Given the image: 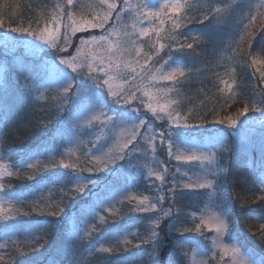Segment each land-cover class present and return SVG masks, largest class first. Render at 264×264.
<instances>
[{"label":"rangeland","instance_id":"1","mask_svg":"<svg viewBox=\"0 0 264 264\" xmlns=\"http://www.w3.org/2000/svg\"><path fill=\"white\" fill-rule=\"evenodd\" d=\"M112 2L113 0H109V3ZM114 2L117 4L116 12H119L124 0H114ZM129 2L132 8L125 11L120 20L116 19V12H114L109 25H106L109 29L115 28L118 34L109 38L113 41H123L128 39L124 35L125 32L132 33L131 41L142 46L143 53H150L152 59L144 65L143 71L138 65L133 64L137 68L136 73L125 69L123 64L119 69L112 70L110 74L113 79L110 85L118 95L113 97L109 87L105 85L100 96V101L104 104L102 109L97 107L88 112H82L78 109L75 98L67 102L53 99L57 96V92L48 82L54 80L55 75L58 77L66 75L61 70L56 72L54 70V62H58L60 55L58 48H53L30 36L22 37L20 33L0 34V143L1 132L6 129L14 136L32 131L33 139L40 140L31 149L26 150L28 155L25 162L35 165L34 169L28 167H24L23 170L17 169L12 163V157L8 158L0 152V164L6 165L7 171L20 173L12 176L5 175L0 178V183L5 185L6 192L11 190L16 193H25L23 198L26 199L23 203V200L4 197L2 205L4 213L15 216L17 230L15 233L9 232L5 235V230L0 228V244L6 246L0 249V252L6 254L5 261L0 264H132L125 259L124 251L102 253L97 249L101 246L112 247L117 239L121 242L130 241L139 234L141 225L135 221L139 216L149 215L147 217L149 220L144 223L148 231H150L152 220L159 218L160 223L161 217L153 213L162 205V200L157 202V197L162 196L161 186L158 188L157 184L153 183L158 179L157 175L149 177V174H162L166 177L167 158L172 160L174 165L172 176L174 174L179 184L198 180L212 182L211 187L196 189L204 194V197L200 201L193 199V209L189 212L194 220L192 222L194 229L199 225L202 230L201 238L204 240V248H208V251L201 250L194 238L182 247L179 243L178 250L183 254L185 264H233L234 248H238L244 257L253 261V264H261L230 233L224 210V199L220 195L222 186L220 180L224 179L225 175H220L219 158L222 154L228 162V169L232 172L238 171L245 178L243 181L249 188L254 191L259 190V177L264 174V117L255 111L251 115L246 113L239 117L234 128L218 122L219 119L228 116L236 118L240 111L238 109L235 113H227L223 118L212 119L217 129L194 134H189L186 130H177L173 152H178L182 156L215 153L212 162L177 161L169 156L166 141L164 145L159 146L161 143L159 138H155L151 143L148 139L161 131L160 123L167 125V129L170 125L173 130L177 125L171 123L167 112H161L157 108V112L153 113L147 105L152 103L156 107L157 104L174 101L175 103L170 104L168 110L178 111L181 116H184L191 109L193 104L191 99L200 94L198 90L219 93L220 104L228 106L236 100L255 99L256 89L264 90V81H261L260 74L254 75L252 71L253 58L257 63L264 61V0H180L185 7L179 13H173L170 8H164L161 9V15L155 19L138 17L135 12L136 6L147 3L152 8H159L161 5L175 3L176 0H129ZM63 3L64 0H44L46 11L43 13V18H50L54 5H63ZM80 3L85 15L104 10L100 7L99 0H80ZM197 6L199 19L209 9L219 8L221 11L210 12L209 20L198 24L196 28L195 24L191 23L192 20H189L188 9ZM73 11H76L79 16L81 10L73 9ZM141 11L147 10L141 9ZM251 16H255L256 20L249 25ZM173 21L180 26L174 27ZM68 23L65 17L64 24ZM141 28H156L163 37L160 43L165 47L159 51V45L153 47L157 38L154 32H149L148 36H137ZM255 28L259 29L261 34L258 33L256 36ZM178 30H182V33L185 32V35H189L190 38H197L196 43L193 44L194 52L187 49L183 52L176 50L175 45L184 42L176 35L175 31ZM249 32L252 33L251 37L248 36ZM61 34L62 45L65 34L63 27ZM89 34L103 35L105 33L100 29H88L71 35L69 38L72 41V47L67 48L66 54L75 55L79 40L89 39ZM189 42H192L191 39ZM170 47L171 59L169 60ZM94 50L98 55H106L101 48H94ZM122 59L134 61L137 57L134 54L131 56L125 54ZM140 63L144 64L142 56ZM61 67L66 68L64 65ZM175 67L183 68L184 75L178 76L175 81L161 78V73L166 74ZM133 75L136 76L135 83L132 80ZM98 76L107 78L103 73H99ZM191 81L199 88L190 84ZM224 81L231 86L230 90ZM77 83H83L84 88H89L93 80L90 76H84L82 81L77 78ZM129 92H134L136 96L131 105L123 102L116 103L117 99L122 101ZM74 93L75 86L73 96ZM81 95L86 93L82 91ZM47 101L51 104H47ZM87 103H95V96H89ZM37 104L41 105L42 111L32 118L31 116L40 111ZM130 107L140 110L135 113V116L146 122L143 127L134 128L133 126L137 125L139 120L122 115ZM115 109L122 111L115 112ZM213 111L216 112V109ZM108 115L120 118L123 122L114 128L111 122L106 121ZM157 115L160 118H157ZM94 116L99 119H92ZM26 117L30 119L27 121ZM88 120H92V123H87ZM134 131L138 132L137 138L129 144L128 148L133 149L135 146L139 149L130 153L131 165L136 167L135 170L129 167L125 171L120 167L125 164V161L117 160L115 163L110 161L122 142ZM33 139L29 137L24 142L27 144L30 142L28 145H31ZM93 157L98 159L94 161ZM60 161L97 169H104V162H109L108 168L115 171L104 169L88 172L89 175L84 176H91L96 183L88 185L83 192H79L76 189L84 182L77 179V173L71 168L62 167ZM50 163H56L57 167L44 170L43 166ZM26 175L27 178L29 176L33 178H28L27 182L24 180L20 182L19 179H22L20 177ZM70 176H73V179H70ZM133 177L136 178L134 182ZM45 180L47 183H44ZM24 182L26 186L23 189L20 191L14 189L18 185L23 186ZM28 182H37L38 185L34 187L28 185ZM9 183L12 185H10L11 189L8 187ZM144 184L148 187H144ZM59 188L63 192L60 199L63 203L67 201L68 204L70 201L68 198L71 197L77 198L78 201L69 203L70 212L67 219L53 217L51 221L47 219L40 222L39 219L25 218L20 216L21 214H16L17 210L28 211L33 207V202H37L39 206L45 204L49 207L50 205L51 209L52 204H47L46 200ZM143 196L149 197L150 203L156 204L154 211L144 212L146 216L131 210L137 203L131 198ZM24 204L27 208H22ZM124 205H128L131 213H134L132 217L134 221L127 226L119 227L114 223ZM163 210L159 209L157 213L163 215L165 211ZM216 215L221 216L227 223V229L222 233H217L215 230ZM43 217L45 216H42V219ZM101 217H104L103 221ZM4 223L6 221L0 220V225ZM29 224H33L35 229L27 231L26 226ZM42 225L49 226L44 229L47 232L46 237L40 229ZM60 225L63 227L61 228ZM93 226L96 228L95 231ZM90 231L91 237L79 238ZM49 236H51V243L47 244L45 239ZM37 237L40 239H36ZM33 240H35V244H32L34 250H29L28 245ZM12 241H15V246H10ZM36 244H45V246L37 248ZM137 264L145 263L137 262Z\"/></svg>","mask_w":264,"mask_h":264},{"label":"snow or ice","instance_id":"2","mask_svg":"<svg viewBox=\"0 0 264 264\" xmlns=\"http://www.w3.org/2000/svg\"><path fill=\"white\" fill-rule=\"evenodd\" d=\"M99 5L102 9H104L102 12H95V13H88V15H85L82 10V5L80 3V0H64L63 5L56 4L53 7L52 15L50 18H40L35 21V27H33V21L29 20L27 27L21 26V27H10V31L20 33L21 36H30L34 38L35 40L43 41L45 44L50 45L53 48H58L60 55L58 62H54V70L55 72L57 70H61L66 75L63 76H56L54 80H50L48 83L51 87H53L56 92L57 96L53 97V99H59L62 101H70L75 98L77 107L82 112H88L90 110H93L94 108H103L104 104L100 101V96H102V90L105 85L109 87V91H111V94L113 97H116L118 94L116 91H113L111 89L110 81L113 79L112 75L110 74L112 70L119 69L121 67V64H123V67L125 69H130L131 73H136L137 68L133 66V64L138 65L141 69V71L144 70V65L148 63L149 60L152 59V56L150 53H143L142 46L136 45L133 41H131L132 33L125 32V36L128 37L127 40L123 41H113L109 38V36L112 35H118L115 31V28L109 29L106 27V25H109L110 21L112 20L113 13L116 12L117 4L114 2L109 3V0H99ZM185 5L180 2V0H176L175 3H171L170 5H161L159 8H152L147 3H144L142 5H137L135 8L136 15L143 16L145 19H155L156 17L161 15V9L164 8H170L173 13H179ZM132 5L130 4L129 0H124L123 6L120 8L119 12H116V19L120 20L122 18V14L131 9ZM73 9H80V14L77 16V12L73 11ZM141 9H146L147 11H141ZM221 9H209L208 12H205L202 14L201 18L199 19V23L203 24L204 21L209 20V13L210 12H216L219 13ZM65 17H67L69 23L64 24ZM41 19L43 22H41ZM256 20L255 16H251L249 19V25H251ZM21 24H23V21H20ZM163 23V21H161ZM4 26V21L0 19V28ZM174 27H179L180 25L176 23V21H173ZM64 28V36H63V43L61 45V28ZM135 27V25H133ZM88 29H100L105 34L103 35H92L89 34V39H83L81 38L79 40V45L75 48V55L72 54H66L67 48L72 47V41L69 38L71 35L77 33V32H84ZM149 32H154L156 34V42L153 47L156 45H159V50H162L165 45L160 43V40L163 38L160 36L159 31L156 28H141L139 33H137V36H148ZM252 33L249 32L248 36L251 37ZM188 39H191L192 42H187ZM243 39V37H242ZM197 38L191 37L185 38L184 42H179L176 44V50L183 52L186 49L195 51L193 48V44L196 43ZM132 46H128V45ZM94 46V47H93ZM250 47V43H249ZM94 48H101L105 51L106 55H98ZM127 55H135L137 59L134 61H124L122 57ZM143 58L144 64L140 63V58ZM169 60L171 59V47L169 50L168 55ZM253 63H256L255 58H253ZM259 63L264 64V61H259ZM61 65L66 66V68L61 67ZM68 69H71V71H68ZM95 69V71H94ZM76 75H73V74ZM99 73H103L104 77H107L106 79L101 78L98 76ZM184 75V69L180 67L172 68L170 71H168L166 74L161 73V78L167 81H175L178 76ZM84 76H90L93 80L92 86L89 88H84L83 83H77V78H79L81 81L83 80ZM260 79L261 81H264V72L260 73ZM133 83H135L136 76L133 75L132 77ZM226 87L230 90V85L227 84L226 81H224ZM75 86V93L73 96V87ZM27 87V84H26ZM38 90V89H37ZM86 93V95H81V92ZM43 95V93L41 94ZM145 95H148V93H145ZM89 96H95V103H87ZM136 99L134 92H129L121 101L120 99L116 100V103L119 104L123 102L126 105H131L132 101ZM175 102H166L164 104H157L156 107L153 106L152 103H148L147 107L153 112H157V108L160 109L161 112H167V117L171 121L172 124L180 125L181 123L184 124L185 127H189L188 125V116H181L178 111H170L168 110L170 107V104H174ZM259 105L253 104V109L255 112L260 113L261 117H264V90H261V95L259 98ZM140 110L138 108H129L125 113H123V116H127L129 119L135 118L139 120V123L137 125H134L133 127L138 129L140 127H143L145 125V121L140 119L138 116H135V113H138ZM250 111L249 107L247 106V102H245V106L239 111L236 118H233L232 116L225 117L223 119H219L218 122L220 124H226L230 128H234L237 123L240 116H244L246 113ZM101 115H104V113H101ZM157 118H160L159 115H157ZM92 119H99V117H92ZM106 121L111 122L112 126L118 127L119 123H122L123 120L120 118H114L113 116H106ZM87 123L91 124L92 120H88ZM151 129V125L148 126ZM183 129V128H177L173 130L171 127L168 129H165L163 131L157 132L154 134V137H150L149 143H151L155 138H159L161 143H164L166 141L169 156L174 157L177 161L185 160V161H198L201 163L204 162H212L215 157V153L211 154H200V155H188V156H182L178 152H173L172 149L175 146L174 140H176L177 130ZM138 132L134 131L126 140L122 142L119 149L115 152L112 160L110 163H115L117 160L119 161H125V164H122L120 167L124 169L125 171L128 170L129 167H131L133 170H135L136 166L131 165V156L130 153L133 151H139L138 148L133 146V149H129V144H132V142L137 138ZM99 139V138H97ZM127 150V151H126ZM98 158L93 157V160H97ZM109 162H104V169H108L109 171H115V169H109L108 168ZM60 165L64 168H71L74 172L77 173V179L83 181L84 183L78 185L77 191L83 192L85 187L88 185H94L96 181L92 179L91 176H84L82 173L89 172L92 173L94 171H100L104 169H97L94 167H80L77 164H70V163H64L63 161H60ZM19 168L28 167L30 169H34L35 165H29L25 161H22L19 166ZM44 170H47L49 168H55L57 167L56 163H50L45 164ZM166 170V169H165ZM179 171V169H177ZM19 171L13 173L11 171H7V166L4 164H0V178L12 175H19ZM152 175H157L158 179L163 181L164 176L162 174H156V173H150L149 177ZM29 179H32V176L28 177ZM135 177H133V182L135 181ZM173 184L176 187H182L186 189H204L212 186L211 181L204 180V182L195 181L185 184H177L176 181H173ZM9 189H11V186H8ZM159 191V189H158ZM170 192L173 193V196L175 194V187L169 189ZM259 191L260 193H264V174H261L259 177ZM25 193L19 192L16 193L14 191H5V185L3 183H0V220L6 221V223L0 225V228H3L5 230V235H8L9 232L15 233L17 230V225L15 223V216H10L4 213L3 210V202L4 197L8 196L13 199L22 201ZM163 196L157 197V202L160 200H163ZM127 199V197H126ZM131 199H135L137 201L136 206L131 209L132 211L144 213L149 212L153 209H156L155 203H150L149 197L143 196V197H132ZM256 200L264 201V194L257 195ZM247 202V201H246ZM255 202V201H253ZM33 210H37L40 206L37 202H33ZM49 207H51L49 205ZM64 211L63 207H59L58 212H51L50 214L53 216L59 215ZM179 211V209H177ZM172 210H166L163 212V216H169L171 215ZM17 215L23 214L28 215V213H20L19 210L16 212ZM101 221L104 220V217L100 218ZM260 219H264V216H261ZM215 220V230L217 233H222L227 229V223L226 221L219 215H216L214 217ZM10 222V223H7ZM49 227L48 225H42L40 227L42 234L44 237L47 236V232L44 231ZM159 227V218L154 219L151 221V228H150V234L146 238H139V243L135 245V247H139L141 244H147L150 246L151 251L148 252V255L150 257V264H160V249L163 244V239L160 236V233L157 231ZM170 230L175 232H190L193 231V229L188 228H176L175 225H169ZM35 229V226L33 224H29L26 226L27 231H32ZM96 228L93 226V231H95ZM200 226L197 225L194 229L196 232H200ZM259 234L260 239L264 240V224H261L259 227ZM92 232H87L84 234L83 237H79L81 239L91 237ZM36 239H40V237H37ZM188 239L181 237V247L186 244L190 243ZM45 243H47V239H45ZM32 244H35V240H33L29 245V250H34L32 247ZM131 244V241L124 240L121 242L119 239L115 240L112 247H104L101 246L97 249L98 252L102 253H113V252H120L127 250V247ZM10 246H15V241L11 242ZM37 248H42L43 244H36ZM6 246L3 244H0V249L5 248ZM5 253L0 252V262L5 261ZM168 264H180V261L175 259L174 257H170ZM233 264H253V261L248 260L246 257L240 253V250L238 248L233 249ZM261 264H264V261L261 262Z\"/></svg>","mask_w":264,"mask_h":264},{"label":"trees","instance_id":"3","mask_svg":"<svg viewBox=\"0 0 264 264\" xmlns=\"http://www.w3.org/2000/svg\"><path fill=\"white\" fill-rule=\"evenodd\" d=\"M45 11L46 9L44 7V0H0V19L4 21V26L0 28V34L17 35L19 33L10 31V27H21V26L27 27L29 20L33 21L32 26L35 27V21L37 19L42 18L43 13H45ZM201 12L203 13V11ZM188 13L190 18L189 20H192L191 23H194L195 25L194 24L193 25L196 26L197 28L198 24H200L198 22L199 21L198 6L196 8L188 9ZM20 21H23L24 23L21 24ZM41 22H43L42 19ZM254 30H255V35L257 36L260 30L257 28H255ZM175 32L176 35L179 36V39H182V41H185L186 37L190 38L189 35H185V32L182 33V30H178ZM189 41L190 39H188L187 42ZM260 51L262 52V50ZM252 71L254 75L259 76L261 72H264V64H260L257 62L254 63ZM189 83L193 84L195 88H199V86L195 84L193 81ZM198 92L200 94L194 96V98L191 99L193 101V104L191 105V109L184 114V116L185 115L188 116L189 127H185L184 124L181 123L180 125L176 126V129L183 128L179 130L189 131V134L190 133L194 134L196 132L203 133L209 129H214V128L217 129L215 127L216 123H214L212 119L215 120L220 117L223 118L227 113H235L238 111V109L241 110L245 106V102H247V106L250 109V111L247 113L248 115H251V113L254 112V110H252L253 104H256L257 106H261L259 105L261 88L256 89L255 94H257V97L255 99L252 98L250 101L236 100L233 101L229 106L226 104H220L221 96L219 93L216 94L214 92L207 93L206 90L203 91L198 90ZM47 104H51V103L47 101ZM37 106L40 111L35 113L33 116H31L32 118L40 114L42 111L41 105L37 104ZM108 106L109 105L107 104V107ZM214 109H216V112L213 111ZM121 111L122 110L120 109H115V112H121ZM28 119H30V117L29 118L26 117L27 121ZM34 120L35 119H33V121ZM166 126L160 123L159 130L161 131L165 130ZM168 126L171 127L170 125ZM1 134L2 135H1V143H0V152L8 156V158L12 157L11 159L12 163L16 166V168L23 170L24 168H19L18 166L22 161L26 160L28 155V152L26 150L31 149L33 146L36 145L35 143L36 142L38 143L40 140H36L35 138L33 139L34 132L32 133V131L31 132L28 131L27 134L14 136L12 134H9V130L6 129L3 132H1ZM29 137L33 139L31 140L33 142L31 145H28L30 142L28 144L27 142H24V140H28ZM161 145H164V143H160L159 146ZM20 147L24 150H22ZM167 160H168L167 176L164 177L163 181H161L160 179L153 181L154 184L155 183L157 184L158 188L161 186L160 188L161 195L164 197L162 200V205L158 207L157 211L159 209H164L165 211L169 209L172 210L171 215L169 216L160 215V213H157V211L152 210L155 212L153 214H158L161 217V221L157 229V231L160 233V236L163 239V244L160 249V264H168L170 257H174L175 259L179 260L180 264H185L184 256L180 252V250H178L182 236L191 241L194 238L195 243L198 244L199 247H201V250L208 251V248H204V240L201 238L202 230H200V232L194 231V227L192 224L194 220H192L189 214L190 209H193L192 200L197 199L198 201H200L204 197V194H202L199 190L196 189H184L182 187H176L173 184V181H176L174 174L172 176V173H174V165L172 163V160H170L169 158H167ZM228 168H229L228 162H226L224 156L221 154L219 158V169L221 170L220 175L221 176L225 175L224 179L226 180H224L223 178L220 180L222 183L220 195L224 199L223 200L225 203L224 210L226 211L230 233L234 235L241 242L244 249L253 258L257 259V261L261 263L262 261H264V240L260 239V234L258 230L260 225L264 224V219H260L261 216H264V201L256 200V196L262 195L263 193H260L259 190L255 189L254 191L253 189L249 188L247 183L243 181L244 177L242 174H240L238 171L232 172ZM237 169L239 170V168ZM82 174L89 175L88 172H84ZM20 178H22L19 179L20 182L23 180L26 181L28 179L27 175L25 177H20ZM70 179H73V176H70ZM14 180L17 179L14 178ZM26 182H24L25 184L23 186L18 185L17 188L14 189H18V191H20L21 189L24 188V186H26ZM44 183H47V180H45ZM176 183L179 184L178 182ZM9 185L11 184L9 183ZM28 185H33L35 187V185H38V183L28 182ZM145 186L147 185L144 184V187ZM173 187H175L174 196L173 193L169 191V189ZM160 190H159V194H160ZM62 195L63 192L61 188L56 189V192L50 194L49 198L46 200L48 202L47 204H52L51 209L50 207H47L45 204H43L40 205V207L37 208V210L35 211L33 210V207H31L30 209H28V211L25 210L24 212H20V213H28V215L21 214L20 216L25 218L32 217L34 219H39L40 222L41 220L42 221L43 220L47 221V219L50 220L53 217H56L57 219L65 220L69 216V212H70L68 208L69 203L72 201H76V202L78 201L77 198L75 199L74 197H71L68 198L70 200L68 204L67 201L63 203L60 200ZM24 200L26 199L23 198V203ZM25 205L26 204H24L22 208H27ZM59 207L64 208V211L62 213L56 216L50 214L51 212H58ZM177 209H179V211H177ZM143 215L146 216V214L144 213ZM42 216H45L43 217L44 219H42ZM133 216L134 213H131V210L129 209L128 205H124L117 214L114 225L117 224L119 225V227L127 226V224H131V222L134 221L132 218ZM147 217H149V215ZM147 217L139 216L138 218L135 219L136 223L141 225L139 234H137L135 237H133L130 240L131 244L127 247V250L124 251V253L126 252L125 259H127L128 262H131L132 264H137V262L150 264V257L148 255V252L151 251L150 246L147 244H141L139 247H135V245L139 243V238H146L150 234V231H148L146 224L144 225L145 221L149 220ZM169 225H175L176 228H180V229L183 228L193 229V231L175 232L170 230ZM60 227L62 228L63 226L60 225ZM46 239H47V244L51 243V236L47 237ZM43 245L45 246V244Z\"/></svg>","mask_w":264,"mask_h":264}]
</instances>
